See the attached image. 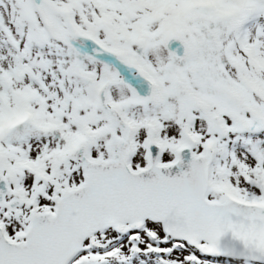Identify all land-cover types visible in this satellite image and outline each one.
<instances>
[{"label": "snow or ice", "instance_id": "obj_1", "mask_svg": "<svg viewBox=\"0 0 264 264\" xmlns=\"http://www.w3.org/2000/svg\"><path fill=\"white\" fill-rule=\"evenodd\" d=\"M0 264H264V0H0Z\"/></svg>", "mask_w": 264, "mask_h": 264}]
</instances>
